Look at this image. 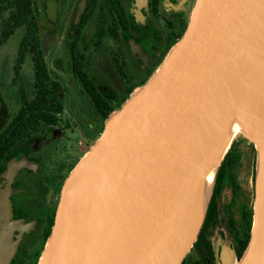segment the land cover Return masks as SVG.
I'll use <instances>...</instances> for the list:
<instances>
[{
  "label": "water",
  "instance_id": "1",
  "mask_svg": "<svg viewBox=\"0 0 264 264\" xmlns=\"http://www.w3.org/2000/svg\"><path fill=\"white\" fill-rule=\"evenodd\" d=\"M231 125L255 153L263 193L235 264H264V0H194L181 37L64 180L37 264H182ZM30 167L18 157L0 173V264L17 244L11 184Z\"/></svg>",
  "mask_w": 264,
  "mask_h": 264
},
{
  "label": "flooded vegetation",
  "instance_id": "2",
  "mask_svg": "<svg viewBox=\"0 0 264 264\" xmlns=\"http://www.w3.org/2000/svg\"><path fill=\"white\" fill-rule=\"evenodd\" d=\"M79 1L32 0L37 49L44 64L37 74L33 47H27L23 62L17 63L24 27L0 46L1 50L18 34L14 59L1 67V74L12 77L8 94L0 89V131L20 108L32 104L19 118L31 126L24 128L27 132L2 169L18 157L31 163L11 184L12 219L18 228L9 264H37L64 180L100 136L109 115L161 64L173 39L182 35L194 2L144 0L138 5L137 0H85L77 13ZM28 69L29 84L20 90V77ZM215 187L210 197L214 204L208 205L197 240L182 264H222L225 252L239 260L248 244L251 215L241 212L237 218L231 200L221 201L224 181Z\"/></svg>",
  "mask_w": 264,
  "mask_h": 264
},
{
  "label": "trees",
  "instance_id": "3",
  "mask_svg": "<svg viewBox=\"0 0 264 264\" xmlns=\"http://www.w3.org/2000/svg\"><path fill=\"white\" fill-rule=\"evenodd\" d=\"M152 1L156 2V0ZM31 5L32 0H0V46H2L8 38H10V36H12L16 29L24 27L23 40L19 48L20 57L17 61V63H19L18 66L23 62V52L27 47L31 46L33 47V51L37 54L35 55L33 52L34 54L32 59L34 69L35 71H39L44 68V64L40 51L37 49V21L33 15ZM180 37L181 32L173 39L170 46H173ZM25 39L28 40L26 41ZM36 79L39 80L37 76ZM144 84L145 82L143 81L140 86ZM31 105L28 104L27 106L20 108L17 113L14 114L11 122L6 125L2 131H0V172L3 169V163L6 161L7 157L11 156L10 152L12 148L17 145L18 140L27 132V130L24 131V128L28 125L31 126V122H25L23 119L19 120L20 117L26 115L28 110H31ZM227 155L217 171L212 189L214 192L217 191L214 186L218 185L219 181L224 180L226 172L229 168L230 159ZM212 204H214V200H211L210 198L208 205L211 206Z\"/></svg>",
  "mask_w": 264,
  "mask_h": 264
},
{
  "label": "rangeland",
  "instance_id": "4",
  "mask_svg": "<svg viewBox=\"0 0 264 264\" xmlns=\"http://www.w3.org/2000/svg\"><path fill=\"white\" fill-rule=\"evenodd\" d=\"M40 0H36L39 3ZM192 0H189V2ZM40 24L43 23L41 17H39ZM44 25V24H43ZM18 34L13 37L3 48L0 50V89L8 94L7 86L9 85L10 77L1 74V67L9 66L15 57V48L17 45ZM13 46V47H12ZM165 58V57H164ZM5 64V65H4ZM30 69L25 70L20 77L19 89L22 90L29 84ZM136 91V90H135ZM1 96V94H0ZM6 106L9 110L12 107L10 103ZM14 109V108H13ZM8 115H6V118ZM98 139V138H97ZM96 139V140H97ZM90 149V148H89ZM89 149H87L89 151ZM228 154V155H227ZM229 157V168L224 177V188L222 192V203L228 204L230 202L231 207L234 209V214L238 218L242 213H249L252 221V211L255 206L256 196V184H257V169H256V156L252 147L246 143L240 134L234 139L233 143L227 149L225 157ZM221 162V163H222ZM221 165V164H220ZM214 185V184H213ZM213 185L211 188L210 196L212 193ZM210 200V198H209ZM251 229V225H250ZM232 254V252H229ZM231 264H235L237 261L232 255Z\"/></svg>",
  "mask_w": 264,
  "mask_h": 264
},
{
  "label": "bare ground",
  "instance_id": "5",
  "mask_svg": "<svg viewBox=\"0 0 264 264\" xmlns=\"http://www.w3.org/2000/svg\"><path fill=\"white\" fill-rule=\"evenodd\" d=\"M239 130L235 125H231L224 137V141L222 144V147L220 149V153H223L226 149L229 148V146L233 143L234 139L239 135ZM256 195L258 198V201H260L263 198V193L261 190V187L257 185L256 189Z\"/></svg>",
  "mask_w": 264,
  "mask_h": 264
}]
</instances>
